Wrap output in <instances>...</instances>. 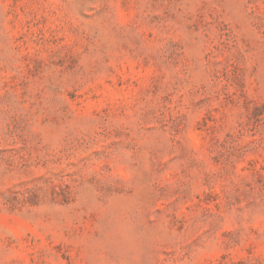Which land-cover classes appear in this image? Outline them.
Wrapping results in <instances>:
<instances>
[{
	"label": "rangeland",
	"instance_id": "rangeland-1",
	"mask_svg": "<svg viewBox=\"0 0 264 264\" xmlns=\"http://www.w3.org/2000/svg\"><path fill=\"white\" fill-rule=\"evenodd\" d=\"M0 264H264V0H0Z\"/></svg>",
	"mask_w": 264,
	"mask_h": 264
}]
</instances>
